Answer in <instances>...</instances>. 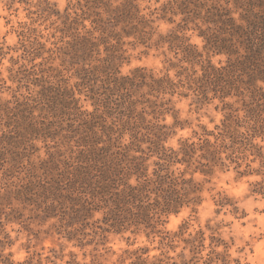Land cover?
Listing matches in <instances>:
<instances>
[{
  "label": "rangeland",
  "instance_id": "374dc122",
  "mask_svg": "<svg viewBox=\"0 0 264 264\" xmlns=\"http://www.w3.org/2000/svg\"><path fill=\"white\" fill-rule=\"evenodd\" d=\"M106 1L111 9L132 2L136 29L128 21L109 26L105 32L110 37L102 35L85 0H0V264H134L137 257L149 263L169 257L167 264H181L183 242L164 249L162 234L149 237L150 230L135 226L117 231L104 222L106 210L98 208L95 198L98 189L80 183L78 166L91 159V147L107 146L111 154L120 152L129 160L148 157L149 178L158 169L155 164L164 163L170 174L198 189L191 195L197 202L164 214L155 231L174 233L184 225L185 238L202 231L206 240L199 264L212 251L222 256L218 264H264V135L243 145L235 161L222 154L224 166H202L208 164L202 151L188 163L181 152L185 143L215 142L207 134L217 135L222 128L230 113L225 104L235 103L233 114L245 115L236 96L222 99L210 93V100L196 102L188 80L201 77L208 64L227 66L228 56L210 50L200 35L213 27L202 17L224 0ZM95 10L108 18L105 8ZM84 37L97 43L106 37L93 62L77 52V40ZM113 46L121 56V76L144 69L155 78L169 75L184 84L173 95L147 94L160 105L153 114L147 104L136 107V117L144 112V126H166L161 143L177 153L175 161L150 152L148 139L135 140L130 128L105 130L102 136L98 127V137L87 134L86 114H101L103 108L90 92L99 86L82 69L96 65ZM186 47L200 57L185 58ZM258 85L264 90V83ZM115 117L108 116L107 126ZM115 124V130L121 128ZM138 178L134 175L129 183ZM184 255L186 260L193 256L189 251Z\"/></svg>",
  "mask_w": 264,
  "mask_h": 264
},
{
  "label": "trees",
  "instance_id": "16d2710c",
  "mask_svg": "<svg viewBox=\"0 0 264 264\" xmlns=\"http://www.w3.org/2000/svg\"><path fill=\"white\" fill-rule=\"evenodd\" d=\"M220 2L217 1L216 5L202 17L213 27L210 26L200 35L205 38L210 50L228 56L227 66L215 68L210 64L206 65L201 77L188 79L189 84H192L190 90L196 95V102L201 104L210 100L208 98L210 93L214 96L219 95L222 99L236 96L243 101L245 115L240 118L233 114L237 111L234 110L235 103L225 104V110H229L230 113L226 116L222 128L218 126L217 135L214 132L207 134L215 136V142L204 140L199 145L184 144L181 152L184 158L188 159L184 161L190 163L196 152L202 151L201 157L208 162L202 166L218 164L224 166L221 162L222 154L227 160L235 161L236 154L243 145H247L259 133L264 135V90L258 85L259 82L264 83V0H224V4ZM108 4L106 0H85L84 5L88 11H92L97 30L102 35L110 37L105 32L109 26L117 27L119 23L128 21L129 24L132 22L130 28L136 29L131 20V9L134 6L132 2H127L117 9H111V5ZM99 7L105 8L108 18L103 19L96 13L95 8ZM125 32L129 33L130 30L125 29ZM102 40L98 39L99 42ZM99 42L86 37L77 40V52L81 53L85 60H91L94 58L93 54L100 55ZM116 50L114 46L107 48L106 56L95 60L96 65L89 63V67L82 69L86 77L94 81L93 85L99 86L97 89L92 87L90 92L96 105L103 108L101 114H86L87 118L83 119V122L87 134L92 138L98 137V127L101 128L102 136L105 130L118 133L130 128L135 133L133 136L135 140L148 139L152 144L150 152H157L161 160L175 161L177 153L161 143L162 137L166 134L162 130L166 126H144V112L136 117V107L139 104H147L153 114L160 105L146 98L147 94L156 95L157 98L165 93L173 95L177 89L185 87L184 84L182 81L173 82L169 75L155 78L144 69L136 70L132 77L121 76L119 72L121 56ZM193 51L186 47L183 52L185 58L193 61L200 57ZM146 88L147 93L140 95ZM246 97L249 98L248 102L245 101ZM112 114L117 115L115 117L117 120L113 125L107 126L108 116ZM115 123H119L121 128L115 130ZM143 130L145 132H142ZM89 151L91 159L87 158L89 162L86 163L85 160L78 166V174L81 184L96 185L98 192L95 198L101 204L98 208L106 210L104 222L117 231L135 226L136 230L141 227L150 230L149 237L151 234H162L160 247L164 249H176V243L183 242V253L179 255L182 259L181 264H199L201 259L197 255L205 249L206 240L202 231L194 236L190 235L189 238L184 237V225L174 233L155 231L156 224L164 214L178 212L184 204L197 202L198 198L191 199V195L198 190L191 186L192 181L186 182L184 178L170 174L164 163L155 164L158 169L149 178L148 166L145 165L148 157L129 160L127 155L120 152L111 154L109 146L100 149L91 147ZM97 171L100 174H96ZM134 175L139 176L138 182L131 184L129 182ZM185 251L193 255L188 260L184 255ZM162 255L165 256L164 253ZM208 256L203 264H218L222 259L220 253L216 251H212ZM170 259L166 257L149 263L148 260L137 257L134 264H167L166 261Z\"/></svg>",
  "mask_w": 264,
  "mask_h": 264
}]
</instances>
